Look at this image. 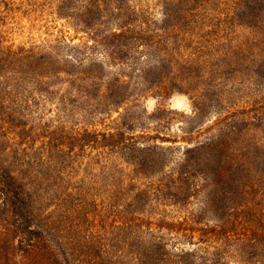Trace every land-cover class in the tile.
I'll return each instance as SVG.
<instances>
[{
	"label": "trees",
	"instance_id": "obj_1",
	"mask_svg": "<svg viewBox=\"0 0 264 264\" xmlns=\"http://www.w3.org/2000/svg\"><path fill=\"white\" fill-rule=\"evenodd\" d=\"M163 1L156 29L122 14L64 68L34 50L18 55L46 98L62 81L63 108L79 96L89 116H119L107 133L46 126L37 140L20 112L0 109V264H264V0ZM87 51L103 61L85 64ZM173 92L193 113L180 129L187 145L164 170L165 153L146 144L158 136L143 124L132 135L131 111ZM162 112L146 118L160 128L171 120ZM97 146L127 152V183L105 178L90 191L70 182L75 148Z\"/></svg>",
	"mask_w": 264,
	"mask_h": 264
},
{
	"label": "rangeland",
	"instance_id": "obj_2",
	"mask_svg": "<svg viewBox=\"0 0 264 264\" xmlns=\"http://www.w3.org/2000/svg\"><path fill=\"white\" fill-rule=\"evenodd\" d=\"M163 2V0H0V109L20 112L18 121L33 127L39 134L37 140H40L46 126H49L50 130L64 126V132L72 130L79 133L86 130L96 134L109 132L108 125L119 116L117 112L112 111L109 115L95 112L89 116L86 110L80 109L79 106L85 104V99L79 96L76 97L75 105L78 108L69 104L63 108L61 99L67 97L66 85H62L60 83L62 81L53 83L47 89L51 97L46 98L45 93L40 94L32 81L28 61L20 60L18 55L22 51L34 50L50 56L58 67L64 68L71 60L70 56L74 54L75 49L82 48L85 44L92 46L96 34L108 32L123 21L119 17L122 14L131 12L135 20H142L152 30L156 29L163 18ZM86 55L88 59L85 64L88 60L103 61L96 53L87 51ZM108 72L115 74L118 68H112ZM135 105L136 107L132 106L131 113L136 123L130 132L134 136L140 135L142 133L140 124L147 126L148 134L152 137L157 135L158 138L146 144L158 145L165 153L164 170L173 168L181 152L179 147L187 145L183 142L180 129L185 126L183 122L187 121L186 117L193 113L191 100L182 93L173 92L165 100L148 96L140 99ZM159 108L163 110L162 115L171 120L157 128V120L146 117L155 114ZM119 111L124 112L123 108ZM214 115L215 113L211 111L203 118V122L213 119ZM4 130L7 131L6 125ZM6 138L11 143L21 142L18 136L9 132L6 133ZM39 145L40 141L36 146ZM74 153L72 159L74 171L70 170L69 174L72 184L80 182L85 188L93 191L99 186L103 187L102 181L105 178L109 183L112 179L127 183L131 176L130 171L133 168L127 162V152L123 154L109 152L108 148L97 146L85 147L82 152L76 147ZM138 188L142 190L143 185ZM97 202L99 203V200ZM151 205L155 204L152 202ZM189 209L199 211L198 202L192 201ZM175 210V207L168 206L165 211L171 216ZM232 262L230 260L228 263Z\"/></svg>",
	"mask_w": 264,
	"mask_h": 264
}]
</instances>
